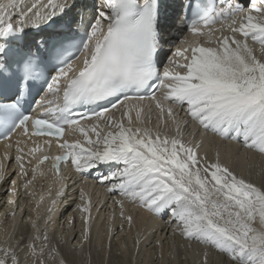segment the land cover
<instances>
[{
  "label": "snow or ice",
  "instance_id": "snow-or-ice-1",
  "mask_svg": "<svg viewBox=\"0 0 264 264\" xmlns=\"http://www.w3.org/2000/svg\"><path fill=\"white\" fill-rule=\"evenodd\" d=\"M248 4L252 10L244 14ZM9 7L15 10V16ZM74 8L76 0H12L0 14V129L4 137L18 128L27 135L29 122L35 135L60 136L65 126L77 125L81 119L74 115L77 106H95L91 115L101 119L108 131L102 134L99 124L87 131L80 127L85 143L59 144L69 151L55 157L57 174L64 161L81 174L106 167L108 173L102 175L100 183L110 193L154 214L167 211L184 239L217 253V264H264V183L258 185L238 176L218 158L202 160L199 146L186 144L179 135L169 138L157 132L153 136L151 129L133 128L130 109L121 113L120 120L105 116L110 111L106 103L116 108L115 101L121 96L124 100L132 98L130 92L143 100L140 93L156 85L164 90V100L184 109L206 131L264 155V0L259 6L256 0H223L218 8L188 0L191 18L186 17V27L193 35L201 34V23L207 26L224 20L230 21L231 35L218 39L216 47L197 43L183 51L177 49L175 55L186 62L170 64L183 71L173 73L165 68L163 78L157 67L160 0H100L99 5H93V14L78 40L75 36L65 37L51 46L41 41L48 53L44 59L55 75L48 72L45 76L44 59L38 52L20 50L10 55L13 38L21 37L28 27L39 29L63 20ZM253 11L258 15L254 16ZM238 15L239 25L235 26ZM17 18L19 24L13 22ZM80 21L83 24V12ZM68 30L72 31L71 27ZM249 39L259 44L261 56L256 55ZM81 53L86 55L74 70L73 61ZM39 79L46 81V92L35 104L43 108V113L25 114L20 97L24 88L30 89ZM61 91L63 104L48 107L47 94ZM151 98L163 114L164 106L154 92ZM100 108L103 110H97ZM167 114L173 116L171 107ZM136 121L140 122L139 111ZM15 159L19 162L22 157L17 155ZM20 166L27 175L23 164ZM3 178L0 171V180ZM116 203L122 207V200ZM80 210L89 212L88 207ZM126 219L131 224L132 217ZM88 220L85 217V241L90 234ZM257 220L259 227L255 226ZM32 227L36 234L30 241L20 239L0 246V264H48L49 259L68 264L59 248L49 245L47 235H40L35 221ZM208 257L205 251L202 264H208Z\"/></svg>",
  "mask_w": 264,
  "mask_h": 264
},
{
  "label": "bare ground",
  "instance_id": "bare-ground-1",
  "mask_svg": "<svg viewBox=\"0 0 264 264\" xmlns=\"http://www.w3.org/2000/svg\"><path fill=\"white\" fill-rule=\"evenodd\" d=\"M36 2L40 3L41 0H36ZM166 2L167 0L161 4V13L166 9V14L164 15V17L166 21L169 22L175 15H178V13L182 8V4L178 3V5H176L175 7L174 5H171ZM11 3L12 0H0V14H3L4 7L10 5ZM28 3H31V0H28ZM99 3L100 0H76V8H74L72 12L68 14V16H65L63 20H57L55 23L48 25H41L39 29L34 27H28L22 35L24 43L26 44L30 40L33 45H36L37 42H40L42 40L44 41V39L46 38L49 37L51 39L56 38L55 36H53V34L54 33L64 34L67 28L66 24L68 21L73 22L72 28L76 29L77 32L79 30L83 31L84 30L83 25L87 23V20L93 14L92 5L94 4L97 5ZM251 10H252V6L250 11ZM8 11L11 12L13 16H15L16 13L14 9L9 7ZM81 12H83L84 14L83 24H81L80 21ZM252 14L254 16L258 15L254 11L252 12ZM162 16L163 15H161L160 18L161 20H162ZM13 22L19 24L18 18L15 19ZM229 24L230 21L228 20L220 21L214 24H209L204 27V31H203V33L205 34L204 37L203 34L200 38L192 39L191 41L186 42V44L181 45L178 49L183 51L187 45L192 46L197 43L200 46L216 47L217 46L216 41L218 39L222 38L224 35H231V32L229 30ZM238 25H239V19H237V25L235 26ZM61 26L63 27L60 30H58V28H60ZM210 29H211V34L209 35ZM237 38H242V37H240V35L237 34ZM14 39L15 38H13V40ZM248 43L251 47L260 50V46L258 44H255L250 40H248ZM84 55H86V53H81L79 61L83 59ZM185 55H190V52H186ZM256 55L258 56L257 52ZM172 58L180 62H184V63L186 62L183 59V57L176 56L175 54L173 55ZM166 68H168L169 71L173 73L176 71H180L174 68L172 64L166 65ZM159 97L162 96L159 95ZM160 102L164 106L165 109L164 112L167 114L166 107H168V105L163 100H160ZM123 105H127L128 108H124ZM123 105L119 107L120 109L118 108L120 113L129 110L131 106H138L137 108L138 111L140 112V122L137 124L136 116L131 115L133 120L132 126L133 128L139 126L141 128L151 129L153 136L157 132H159V134L162 137L168 136L169 138H172L171 125L177 124L178 126V123L180 124L182 120V119L178 120L176 116H173L174 118L169 117L167 114L170 123L164 126L160 125L158 120L160 118L161 113L152 99L147 100L145 102L133 100L124 103ZM111 116H114L116 120L121 119V114L119 118H116V116L113 114ZM124 119H125V123H127V117H125ZM188 121L189 123H191V129H190L191 132L188 131L185 132L184 128L183 129L181 128V124H180L179 136L186 144H194L199 146L198 152L202 160L206 158L208 161H215L218 158L219 161L221 162V159L223 158L225 159L227 164H230V162L232 163L230 165L225 164L226 166H228L231 170L235 171L238 176L244 177L246 179H249L247 177L248 173L250 175H255V174L260 175V173L264 172L263 155L255 153V151L254 152L250 151L242 147V145H238L234 141L233 142L225 141L222 137L217 136L215 134H208L202 131L200 132L197 131L196 133H194L193 128L197 126V123L189 119ZM100 122L101 121L98 120L96 123L99 124ZM86 124L88 127L92 128V123H86ZM104 126L105 125L103 124L102 127ZM80 127L85 128L86 131L89 130L84 124H79L77 127L70 129L67 132V135L62 139L54 140L55 146L62 151L63 148L58 147V145L63 144L65 141H67L68 143L70 142L74 143L76 141L85 143V138L79 131ZM201 128L202 127L199 125V129ZM89 135L93 139H95V135L91 131H89ZM44 144H48V141H46V139H41L38 141V139L30 138V136L25 135L22 131H20V129L15 131L9 140L0 143V171H3L4 173V178L0 180V202H2V204L3 202H7L6 203L7 206L3 207L0 205V222H2L1 217H3V219H6L7 221L4 222V226H5L4 228L3 225L0 224V232H1L0 246H6V244L8 243L14 244V242H16L15 235H17L15 233H17L21 228H23V230L25 229L23 236L25 237V240L28 238L27 241H30V239H32V237L36 234V230L33 229L32 227L33 221L36 222L37 229L39 230V233H41L42 228L44 226H46L44 229L46 230L48 226L54 224L56 219H58V222L59 220L61 221V219H63L65 215L64 214L65 210H66V214L68 211H70L68 210V208H66L65 206L66 203L63 202L65 197L68 198L66 194L63 193H59V195L57 194L61 185H63V183L61 184L59 182L60 176H64L74 181H78L80 177H86L90 181V182H81L78 184L80 195L78 198L77 205L80 207H76L77 209L74 208L76 214H74L73 211L75 217L77 213H79L78 217H80L77 218V221L79 220L78 222L79 228L80 230L82 229L81 234H79V239H80L79 243H71V245H75V247H71V245L67 244L68 238L70 237V231L68 230V228H70L71 225L65 224L67 229L65 228L64 230H61L64 236L60 235L61 231L57 235L56 233L53 234V232L50 230L49 232H47L48 235L50 236L48 239L49 245L59 248L61 250L60 251L61 255L67 260L68 264H79L78 260L80 258H78V256L79 257L85 256V258L82 259L85 260V263H89L94 258V256L96 257L98 251H100L99 254L100 253L102 254V256L99 255V257L101 256V260H102V257H105L107 252L111 250L109 249V247L112 241L115 240L111 238V235L113 233L114 234L117 233V236L114 235L116 236L114 238L118 239L117 251L120 254L119 256L123 258V260H127V258L129 257L132 260L133 254L131 253L132 254L131 255L130 252H134V250L131 249H134L137 244L138 245L136 248H138V246H140L143 243L140 242L139 240H145L146 237L153 234V232L156 234L155 235L156 241L162 240L161 237L164 231H166V233L175 232L176 235L177 233L178 235H180L178 229L176 228V224H175L176 222L175 223L173 222L172 224L173 226L172 225L170 227L167 226L168 224L171 223L172 220L171 215L169 217L171 219L169 218L167 219L168 224H166V221H162L163 220L162 218L167 216V211L161 214H154L152 212L148 214V212L143 207H140L135 203H131L128 199L123 198L118 194L113 195L112 193H110L108 191V188L104 184L100 183V178L102 177V175L108 173V169L106 167H101L100 169H94L90 171V173L86 172L84 174H81L78 173L76 169L73 170L71 168L69 169V166L71 167V164L70 162H68V164L60 167L59 173L57 174L56 169L53 166H49L48 164L46 165V160L43 159ZM85 147H87V144H85ZM18 149H21V151L18 152ZM17 155H20L22 157L21 161L19 162L15 159ZM10 160L11 163L7 164V162ZM41 160H43V163L40 162ZM21 164H23L24 172H26L27 175H24L22 173L20 166ZM20 173L21 176H19ZM41 178H45L44 182H42ZM251 179L256 180L258 178L257 176L256 178L251 176ZM260 179H262V176ZM9 180L15 181V183H13L11 187H9L8 185ZM263 180L264 179H262V181ZM29 181H31V183H28ZM256 181L257 183L259 182L258 180ZM25 185H27V187ZM10 190L13 192V195L10 196L8 193V196L6 195V197L3 198V192L4 191L10 192ZM15 191H18L16 195H14ZM21 191H23V193L25 191L27 193V195L25 194V197H29V199H31L29 201L28 207H26V203L23 202V200H20L21 197L18 196L21 194ZM108 195L113 196V198H110ZM21 196L23 197V195ZM70 196L71 195H69V197ZM14 197L17 200L16 203ZM41 197H43V199H41ZM62 198L63 200H61ZM117 200H122V207L120 204L116 203ZM101 205L103 206L101 209H99ZM81 207H88L89 212H82L80 210ZM103 208L105 209L104 211L107 212L105 214V217L103 216V214L99 213L98 211V210L102 211ZM3 209L5 216H1ZM14 209L16 210L14 211ZM121 212H123V217L121 216ZM70 216H72V213H69V215L66 216L64 220L66 219L68 220ZM128 216L132 217L131 224H129V222L126 219V217ZM85 217H89L87 226L90 228V234L88 241L84 240V229L86 227L84 223ZM67 220L64 222L67 223ZM75 221L76 220H74V222ZM255 226L259 227L258 220ZM135 231L137 232V234L135 233L136 236L139 234L138 240H136L137 241L136 245H134L132 241L133 234ZM118 232H120L119 236L120 235L122 236L119 237ZM47 233H45V235ZM53 235H55L56 238H54ZM20 236L22 235L20 234ZM90 242L92 243L91 248H89V250L92 252L91 254L89 250H87L86 248L89 246ZM184 243H188V242L181 239V242L179 241L172 243V245L174 244L173 245L174 248H172L171 245L168 243L170 245V247L168 248L170 252H167L169 254L168 257L165 258L166 260L169 258L170 264H176L177 256L179 253L178 251L184 254L187 263L188 262L190 263V260H192L194 261L195 264H202L203 253L205 251L209 253L208 264H213V263L215 264L217 262V253L214 252V250L208 248V246L201 244L199 245L193 242L190 243L191 246L187 247V244ZM86 244H88V246ZM168 244L167 246H169ZM176 250L177 252H175ZM86 252H89V255ZM118 252L116 253L118 254ZM164 255L166 256V254ZM146 258L150 259V255L146 256L145 253V259ZM106 262L107 261H105V263ZM48 264H56V262L49 259ZM142 264H144V261Z\"/></svg>",
  "mask_w": 264,
  "mask_h": 264
},
{
  "label": "rangeland",
  "instance_id": "rangeland-1",
  "mask_svg": "<svg viewBox=\"0 0 264 264\" xmlns=\"http://www.w3.org/2000/svg\"><path fill=\"white\" fill-rule=\"evenodd\" d=\"M181 1L182 0H167V2L166 3H169V4H171V5H174L175 7H176V5H178V3H180L181 4ZM97 5H99V4H97ZM166 14V9L161 13V15H165ZM67 24L69 25L68 27H71L72 28V26H73V22L72 21H68L67 22ZM29 42V44H31V41L29 40L28 41ZM226 141H231V140H228V139H225ZM233 142V141H232ZM75 169V167H74V165H71V167L69 166V169ZM235 172V171H234ZM236 173V172H235ZM62 175H63V173H62ZM260 175L262 176V179H264L263 178V175H264V172H262V173H260ZM259 174H255V175H251V176H253L254 178H256V176H257V178L258 179H256V180H258L259 181V179L261 178V176H260ZM19 176H21V173L19 174ZM27 177V176H26ZM25 177V178H26ZM262 179H260V181L257 183L258 185L259 184H262V183H264V180L262 181ZM27 181V180H26ZM8 193H9V195L11 196V195H13V194H10V192L9 191H7V192H3V198L4 197H6V195L8 196ZM18 193V191H15L14 192V195H16ZM19 194H20V192H19ZM25 194L27 195V193L24 191V193H23V191H21V194L20 195H18L19 197H21V199L20 200H23V202H25L27 205H26V207H28L29 206V201L31 200V199H29V197H25ZM5 195V196H4ZM21 195H23V197L21 196ZM68 197V196H67ZM70 197H73V196H70ZM70 197H68V198H70ZM27 198V199H26ZM66 198V197H65ZM64 198V203H66V208H68V210H70V211H68L67 212V214H66V210L64 211V217H66V216H68L69 215V213H72V216H70V218H68V220H69V223H68V220H67V223L66 222H64L66 225H71V227L70 228H68V230L70 231V236H72L73 234H76L77 236H76V238L73 240V241H71V242H69V240L67 241V244H69V245H71V243H79V241H80V239H79V234H81V230H80V228H79V224H78V222H79V220L77 221V218H80V217H78V215H79V213H77V215H76V217H75V215L74 214H76L75 213V209H77L76 208V206H78L77 204L74 206V208H72V206H73V204L71 205V203H67L68 202V198H66L65 199ZM14 200H15V203L17 202V200L15 199V197H14ZM61 200H63V198L61 199ZM2 203V202H1ZM6 203L7 202H3V204H5L6 205ZM77 203V202H76ZM68 204V205H67ZM70 205V206H69ZM68 206V207H67ZM4 207V206H3ZM5 209V208H4ZM4 209H3V211H2V214H1V216H5V213H4ZM147 212H148V214L149 213H151V211H148L146 208H144ZM48 210H50V209H48ZM105 209L103 208L102 209V211H104ZM73 211H74V214H73ZM99 211V213H101V214H103V216L105 217V214L107 213V212H102V211H100V210H98ZM74 215V216H73ZM58 217H59V215H58ZM57 217V218H58ZM170 217V214L167 212V216H165L164 218H162L163 220L162 221H166V224H168V221H167V219ZM72 218V219H71ZM3 217H1V221L2 222H0V224L1 225H3V228L5 227L4 226V222H7L6 221V219H3ZM169 219H171V218H169ZM74 220H76L75 222H74ZM57 221V222H56ZM56 221L54 222V224L53 225H51V226H48V228L46 229V230H48V231H46V230H44V232L43 231H41V233H40V235L41 236H43V235H45V233H47V232H49V230L50 231H52L53 232V234L54 233H56V235L61 231V230H64L65 228L67 229V227H66V225L65 224H62V222L59 224L58 223V219H56ZM60 221V220H59ZM62 221H63V219H62ZM65 221V220H64ZM173 219L171 220V223L170 224H168L167 226L168 227H170L172 224H173ZM58 223V224H57ZM175 223V222H174ZM57 224V225H56ZM62 224V225H61ZM176 224V223H175ZM60 225V226H59ZM59 226V227H58ZM119 226H122V225H119ZM173 226V225H172ZM50 228H52V229H50ZM177 228V227H176ZM72 231V232H71ZM179 231V230H178ZM24 232H25V229L23 230V228H21V229H19V231L17 232V233H15V234H17V235H15V240H20V238L22 239V240H24V241H26L25 240V237H23L24 236ZM80 232V233H79ZM18 233H19V235H18ZM63 232L61 231L60 232V235L62 236L63 234H62ZM119 233L120 232H118V236H119ZM137 234V232L135 231L134 232V234H133V238H132V241H133V244L134 245H136L135 244V241L136 240H138V237H139V234L136 236V234ZM158 233H160V232H158ZM0 234H1V232H0ZM20 234L22 235V236H20ZM175 232L174 233H171V232H167L166 233V231H164L163 233H162V237H161V241H156V237H155V233H153V234H151V235H149L148 237H146V239L145 240H139L140 242H143L140 246H138V249L136 250V251H134V252H130V254L132 253L133 254V256H132V260H131V258L129 257V258H127V260H123V258L122 257H120L119 255V252L117 251L118 250V239H116V238H114V237H116L117 236V233L116 234H114V235H116V236H114L113 235V237L111 236V238L112 239H115V240H113L112 241V243H111V245H110V247H109V249H111V250H109V252H107V254L105 255V257H102V260H105V261H107L106 263H105V261H102L101 260V256H102V254L100 253L99 254V252L100 251H98L97 252V254H96V257L94 256V258L91 260V262H89V263H85V260L84 259H82V258H85V256L84 257H79L80 259L78 260L79 261V264H97L98 263V261H99V263L98 264H142L143 263V261H144V264H170V262H169V258L166 260V258L168 257V254L169 253H167V252H170L169 250H168V248L170 247V245H171V247L172 248H174L173 247V245H172V243H175V242H181V239H183V237L181 236V235H178V233H177V235L175 234ZM46 235H48V233L46 234ZM64 236V235H63ZM120 236H122V235H120ZM119 236V237H120ZM154 236V237H153ZM179 236V237H178ZM49 235H48V239H49ZM177 237H178V239H177ZM19 238V239H18ZM175 238V239H174ZM152 239V240H151ZM27 240H28V238H27ZM31 240V239H30ZM76 241V242H75ZM185 241V240H184ZM0 242H1V240H0ZM27 242V241H26ZM69 242V243H68ZM172 242V243H171ZM194 241H192V242H188V243H184V244H187V247H189V246H191L190 245V243H193ZM37 243V245H39V241L38 242H36ZM160 243H161V245H160ZM170 245H169V244ZM194 243H196V242H194ZM14 244H15V242H14ZM163 244V245H162ZM167 244L169 245V246H167ZM182 244V243H181ZM189 244V245H188ZM196 244H198V243H196ZM0 245H1V243H0ZM87 246H88V244H86ZM138 245V244H137ZM176 245V244H175ZM200 245V244H199ZM202 245V244H201ZM91 246H92V243L90 242L89 243V246L88 247H86L87 248V250H89V248H91ZM157 246V247H156ZM71 247H75V245H71ZM112 247V248H111ZM137 247V246H136ZM186 247V248H187ZM114 248V249H113ZM60 250V249H59ZM86 250V251H87ZM131 250H133V249H131ZM212 250V249H211ZM61 251V250H60ZM69 251V250H68ZM89 252H90V254L92 253L90 250H89ZM89 252H86V253H88V255H89ZM116 252H118V254L116 253ZM160 252V253H159ZM175 252H177V250L175 251ZM179 253H178V256H177V260H176V264H195L194 263V261H192V260H190V263L188 262H186V259H185V257H184V254H182L180 251H178ZM215 252V251H214ZM82 253V252H81ZM109 253V254H108ZM114 253V254H113ZM145 253H146V256L147 255H150V259H148V258H146L145 259ZM156 253V254H155ZM131 254V255H132ZM162 254V255H161ZM164 254H166V256L164 255ZM23 255V254H22ZM93 255V254H92ZM99 255H101L100 257H99ZM129 255V254H128ZM153 255V256H152ZM159 255H161V256H159ZM183 255V256H182ZM83 256V255H82ZM143 256V257H142ZM115 257V258H114ZM117 257V258H116ZM166 257V258H165ZM99 258V259H98ZM105 258H107V259H105ZM160 258V259H159ZM82 259V260H81ZM121 259H122V261H121ZM141 259V260H140ZM162 259V260H161ZM219 259V257H218V255H217V260ZM83 261V262H82ZM97 261V262H96ZM82 262V263H81ZM135 262V263H134ZM146 262V263H145ZM169 262V263H168ZM214 264V263H213ZM215 264H217V262L215 263Z\"/></svg>",
  "mask_w": 264,
  "mask_h": 264
},
{
  "label": "water",
  "instance_id": "water-1",
  "mask_svg": "<svg viewBox=\"0 0 264 264\" xmlns=\"http://www.w3.org/2000/svg\"><path fill=\"white\" fill-rule=\"evenodd\" d=\"M138 106H131L129 109L131 110V115H135L136 116V113H137V111H138V108H137ZM128 111V110H127ZM161 113V112H160ZM159 124L160 125H162V126H164V125H168L170 122H169V118H168V116H167V114L164 112L163 114H161L160 115V118H159ZM171 135H172V137H176V136H178L179 135V128H178V126H177V124H172L171 125ZM179 138H180V136H179ZM221 163L222 164H226V165H230V164H232L231 162H230V164H227V162L225 161V159H221ZM236 165V164H235Z\"/></svg>",
  "mask_w": 264,
  "mask_h": 264
},
{
  "label": "clouds",
  "instance_id": "clouds-1",
  "mask_svg": "<svg viewBox=\"0 0 264 264\" xmlns=\"http://www.w3.org/2000/svg\"><path fill=\"white\" fill-rule=\"evenodd\" d=\"M185 49H186V48H185ZM183 63H184V62H183ZM173 116H174V115H173ZM173 116H172V117H173ZM173 118H174V117H173ZM176 118H177L178 120H181L180 117H176ZM182 121H183V120H181V123H182ZM195 122H196V121H195ZM181 123H180V124H181ZM180 124L178 123L179 126H180ZM190 124H191V123H190ZM189 132H191V131H189ZM194 133H196V132H194ZM192 135H194V134H192ZM247 177L249 178V180H252V179H251V175H250L249 173L247 174ZM252 181H253V180H252ZM153 233H154V232H153ZM183 239H184V238H183ZM188 242H191V241H188ZM136 243H137V241H135V244H136ZM136 246H137V245H136ZM136 246H135V248L133 249L134 251H136V250L138 249V248H136ZM78 258H79V257H78Z\"/></svg>",
  "mask_w": 264,
  "mask_h": 264
}]
</instances>
